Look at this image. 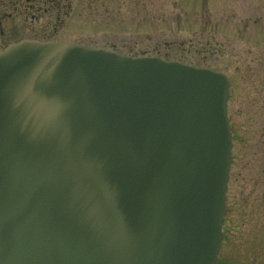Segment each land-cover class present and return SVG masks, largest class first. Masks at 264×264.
Returning a JSON list of instances; mask_svg holds the SVG:
<instances>
[{
	"label": "water",
	"instance_id": "water-1",
	"mask_svg": "<svg viewBox=\"0 0 264 264\" xmlns=\"http://www.w3.org/2000/svg\"><path fill=\"white\" fill-rule=\"evenodd\" d=\"M214 69L100 46L0 51V264H216L230 157Z\"/></svg>",
	"mask_w": 264,
	"mask_h": 264
},
{
	"label": "rangeland",
	"instance_id": "rangeland-1",
	"mask_svg": "<svg viewBox=\"0 0 264 264\" xmlns=\"http://www.w3.org/2000/svg\"><path fill=\"white\" fill-rule=\"evenodd\" d=\"M67 4L66 14L59 16L45 11L34 18L9 14L0 32V49L22 39L52 40L177 60L226 75L231 177L216 264H264V206L245 205L239 184L243 144L248 141L245 127L254 149L264 119V0H67ZM246 103L252 106L247 108Z\"/></svg>",
	"mask_w": 264,
	"mask_h": 264
},
{
	"label": "flooded vegetation",
	"instance_id": "flooded-vegetation-1",
	"mask_svg": "<svg viewBox=\"0 0 264 264\" xmlns=\"http://www.w3.org/2000/svg\"><path fill=\"white\" fill-rule=\"evenodd\" d=\"M68 6L67 0H0V32H3V21L9 14L21 16L30 15V17L34 18L40 15L41 11H45L49 12V15L59 16L61 13L66 14ZM9 11L11 13H9ZM261 104V108H263L264 102ZM246 106L249 108L252 104L246 103ZM245 132L248 141H245L243 144V172L239 178V184L242 186L241 196L245 205H249L253 202L254 206H264V119H262V123L258 125L257 132L259 136L257 137L254 149L251 146V144H254L251 138L252 135L247 127H245ZM231 157L232 145L230 161ZM255 164H257V167H254ZM230 175L231 162L227 182L230 180ZM262 253L264 255V251H262Z\"/></svg>",
	"mask_w": 264,
	"mask_h": 264
}]
</instances>
